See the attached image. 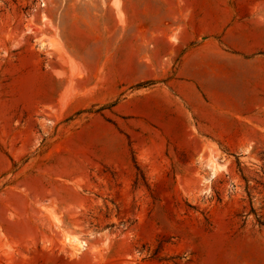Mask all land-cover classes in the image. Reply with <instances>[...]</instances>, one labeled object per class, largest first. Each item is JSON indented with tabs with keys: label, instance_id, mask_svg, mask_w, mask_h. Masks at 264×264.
Returning a JSON list of instances; mask_svg holds the SVG:
<instances>
[{
	"label": "rangeland",
	"instance_id": "374dc122",
	"mask_svg": "<svg viewBox=\"0 0 264 264\" xmlns=\"http://www.w3.org/2000/svg\"><path fill=\"white\" fill-rule=\"evenodd\" d=\"M187 1L0 0V234L64 264H264V0ZM199 9L219 46L187 41ZM216 59L235 114L189 83Z\"/></svg>",
	"mask_w": 264,
	"mask_h": 264
},
{
	"label": "crops",
	"instance_id": "0c3cea01",
	"mask_svg": "<svg viewBox=\"0 0 264 264\" xmlns=\"http://www.w3.org/2000/svg\"><path fill=\"white\" fill-rule=\"evenodd\" d=\"M187 5V0H183ZM174 6L173 17H177L178 11V0H172ZM197 12V11H196ZM199 14V15H198ZM196 15L199 22V28H194L191 32V37L188 42L202 41L200 44V49L204 50L208 48L209 45H218V39L214 36L218 32L217 26L218 21H215L213 26L210 28L208 23V17L202 9ZM217 19V17L215 18ZM104 27L107 28L108 23L105 21ZM101 25H96L97 28ZM99 38V36H98ZM99 43H104L105 48L108 45V31L105 30L103 41L98 40ZM177 44V43H176ZM257 63H261V70H258L260 75H264V59H256ZM197 70V69H196ZM194 72L190 76V84L193 86H199L202 95L207 99L205 106L211 114L220 116L226 113L235 114V106L238 105L234 102V96L226 93V76L228 72L222 63L216 60H209L207 65L202 66V68ZM264 91V90H263ZM224 99H228V103H224ZM257 106L264 105V94L257 97ZM227 105V107H225ZM30 237L25 235H11V234H0V264H64V260H59L56 255H50L47 250L41 249L42 245H32Z\"/></svg>",
	"mask_w": 264,
	"mask_h": 264
},
{
	"label": "bare ground",
	"instance_id": "6f19581e",
	"mask_svg": "<svg viewBox=\"0 0 264 264\" xmlns=\"http://www.w3.org/2000/svg\"><path fill=\"white\" fill-rule=\"evenodd\" d=\"M82 246H83V244H82Z\"/></svg>",
	"mask_w": 264,
	"mask_h": 264
}]
</instances>
